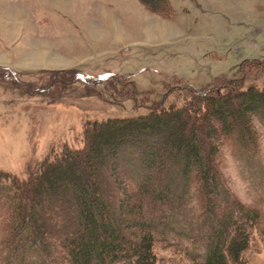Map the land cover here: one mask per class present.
<instances>
[{
  "label": "trees",
  "instance_id": "obj_1",
  "mask_svg": "<svg viewBox=\"0 0 264 264\" xmlns=\"http://www.w3.org/2000/svg\"><path fill=\"white\" fill-rule=\"evenodd\" d=\"M140 1L174 15L169 0ZM242 87L185 86L180 105L166 103L170 91L147 94L145 114L86 123L83 146L51 150L29 181L0 171V264H168L159 251L172 263L248 264L253 236L264 241L261 212L222 167L226 146L245 162L261 152L264 88Z\"/></svg>",
  "mask_w": 264,
  "mask_h": 264
},
{
  "label": "rangeland",
  "instance_id": "obj_2",
  "mask_svg": "<svg viewBox=\"0 0 264 264\" xmlns=\"http://www.w3.org/2000/svg\"><path fill=\"white\" fill-rule=\"evenodd\" d=\"M169 2L172 18L140 0H0V171L29 181L51 150L83 146L86 123L145 114L138 102L147 94L154 101L170 91L166 103L180 105L185 86L243 79L242 88H264V0ZM249 60L263 66L242 69ZM222 167L264 226V148L245 162L226 146ZM246 259L264 264L258 234Z\"/></svg>",
  "mask_w": 264,
  "mask_h": 264
},
{
  "label": "clouds",
  "instance_id": "obj_3",
  "mask_svg": "<svg viewBox=\"0 0 264 264\" xmlns=\"http://www.w3.org/2000/svg\"><path fill=\"white\" fill-rule=\"evenodd\" d=\"M258 144L261 148H264V143H260V141H258Z\"/></svg>",
  "mask_w": 264,
  "mask_h": 264
},
{
  "label": "bare ground",
  "instance_id": "obj_4",
  "mask_svg": "<svg viewBox=\"0 0 264 264\" xmlns=\"http://www.w3.org/2000/svg\"><path fill=\"white\" fill-rule=\"evenodd\" d=\"M56 62H58V63H63L61 60H58V59L56 60Z\"/></svg>",
  "mask_w": 264,
  "mask_h": 264
}]
</instances>
